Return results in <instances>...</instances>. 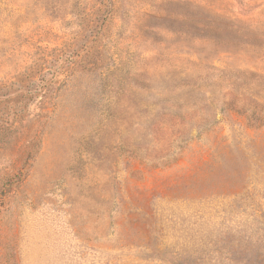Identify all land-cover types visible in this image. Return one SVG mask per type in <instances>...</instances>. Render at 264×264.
<instances>
[{
	"label": "rangeland",
	"instance_id": "374dc122",
	"mask_svg": "<svg viewBox=\"0 0 264 264\" xmlns=\"http://www.w3.org/2000/svg\"><path fill=\"white\" fill-rule=\"evenodd\" d=\"M0 264H264V0H0Z\"/></svg>",
	"mask_w": 264,
	"mask_h": 264
},
{
	"label": "trees",
	"instance_id": "16d2710c",
	"mask_svg": "<svg viewBox=\"0 0 264 264\" xmlns=\"http://www.w3.org/2000/svg\"><path fill=\"white\" fill-rule=\"evenodd\" d=\"M199 21L201 23V25H199V28H201L202 30L208 29V24L211 25V22L206 23L207 22V19H200Z\"/></svg>",
	"mask_w": 264,
	"mask_h": 264
}]
</instances>
